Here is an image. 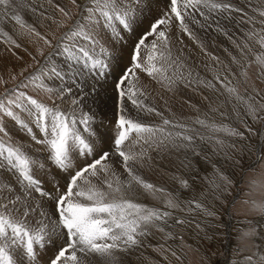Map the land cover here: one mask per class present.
Masks as SVG:
<instances>
[{"label":"snow or ice","instance_id":"obj_1","mask_svg":"<svg viewBox=\"0 0 264 264\" xmlns=\"http://www.w3.org/2000/svg\"><path fill=\"white\" fill-rule=\"evenodd\" d=\"M70 2L79 10V17L53 43L22 18L19 9L24 5L20 0H0V24L13 20L20 28L27 29L28 34H34L53 48L44 57V63L24 77V82L0 95V170L14 177L0 182V264H42V256L48 249L55 251L43 264H94L96 259L101 264H116L117 252L139 246L151 228L163 232L171 216L167 210L138 202L132 194L135 186L152 195L166 192L140 174V168L151 159L150 150L170 146L190 150L193 157L201 156L197 140H204V136L194 125L207 128L213 136L223 134L245 139L244 132L211 122L207 116H197L189 124L166 118L154 105L145 103L146 86L140 82V73H146L167 92H173L180 84L187 87L192 83L215 88L212 81L194 75L187 66L183 49L175 48L171 35L174 25L202 52L219 62L189 26L190 23L206 26L197 15L205 22L216 23L217 31H223L237 49L238 55H229L240 71L236 83L230 78L231 69H225V74L217 71L214 78L224 85L229 97L244 105L246 115L253 120L264 119L261 114L264 103L242 96L238 91L240 77L247 81V69L252 63L264 74V3L261 0H256L255 6L252 0H246L251 15L231 0H167L162 13L138 35L131 49L130 65L115 77V120L110 139L94 127L98 121L102 123L106 114L100 95L103 85L118 67L108 42L126 44L125 35L136 32L152 5L150 0ZM57 7L65 18L72 20L70 10ZM233 12L242 14L239 23L250 25L249 29H242L244 34L239 42L219 26L220 19L231 21ZM57 26L63 28L64 22L57 21ZM0 37L16 48L21 47L2 27ZM40 54L44 55L42 51ZM249 56L253 59L249 60ZM29 88L48 93L50 98L54 97L53 103L46 104L21 90ZM65 104L67 107H62ZM141 113L155 114L161 123L150 124L141 118ZM5 118L14 121L41 148L30 151L23 143L14 141L4 124ZM216 143L224 146L219 136ZM202 159L211 163L206 155ZM185 167L190 168L191 163ZM212 168L213 188L220 187L217 178L223 184L231 183L215 164ZM41 173H51L53 178L46 180ZM59 174H63V186L56 179ZM179 183L185 190L191 188L187 179L181 178ZM49 203L51 210L46 211ZM163 203L165 208L180 206L172 193L167 194ZM184 203L189 211L195 208L207 216L215 215L195 197ZM257 207L264 212V203ZM185 222L176 220L177 224ZM256 234L244 230L239 240ZM245 259L255 264L252 256ZM259 260L264 262V256Z\"/></svg>","mask_w":264,"mask_h":264},{"label":"rangeland","instance_id":"obj_2","mask_svg":"<svg viewBox=\"0 0 264 264\" xmlns=\"http://www.w3.org/2000/svg\"><path fill=\"white\" fill-rule=\"evenodd\" d=\"M231 2L236 7L243 8L245 12H249L250 15L252 14L246 0H231ZM252 3L253 6H255L256 0H252ZM261 3H264V0H261ZM166 4L167 0L164 5ZM57 6L65 7L67 10H70L72 20L65 18ZM56 8L57 11L55 14L47 15V13H45L40 16L42 18L41 20L35 19L36 17L28 18L22 8L19 9V13L28 24L33 25L38 32L47 36L49 39H52L53 43H55L67 28L71 26L72 21L79 17V10L75 5L71 4L70 0H59ZM231 16V21L220 19L219 26L222 29L228 30L233 39H236L237 42H239V39L242 38L244 34L242 29L247 30L250 25L239 23L242 16L241 13L233 12L231 13ZM146 17H149L150 19L156 18L150 13L147 14ZM196 18H200L199 20L201 23L206 26L200 27L199 25L190 23L189 26L191 30L202 34L199 40L203 44L205 43L204 47H207L208 40H214V42L217 41V44L220 45H218L219 53L211 54L218 57L219 62L213 60L214 63H202V69L194 67V65H197L195 63H192L193 65L188 63L190 61H187L186 63L187 66L193 70L194 74H199V77L203 80L212 81L214 84L216 83L215 88H208L204 86V84H191L188 87L189 89L186 90L187 92L191 90V95H189L188 100H186L190 105V109H182L180 104H178L180 111L173 112L172 110V115L165 113L155 99H153V94H150V96L148 95L147 100L150 101L157 110L163 113L166 118L169 117V119L176 120L180 118L178 121L191 124L196 116H199L200 118H205L207 116L211 122L227 124L230 127H234L237 130L244 132L245 139H240L235 136L228 137L223 134H216V136H213L209 133L207 128H201L200 126L194 125L199 134L204 136V140H197L198 148L201 150V156L193 157L190 150L186 153L184 149H174L170 146L160 148L161 151L160 149H157V151L154 149L149 151L148 155L150 157L152 155L155 156L158 153L159 156H155L156 158L146 161L143 166H157L161 169L158 173H161L162 175V179L159 183L154 181L149 182L158 188L166 190V192L163 194L156 193V195H152L142 189L145 194L141 192V195L138 194L133 196L138 202L149 207L169 211L171 216L168 219V224L164 225L165 230L163 232L158 228H151L149 234L142 238L140 245L145 249H151V255L147 256L146 262L144 263L142 261V264H249L245 259L248 256L253 257L255 264H264V262L259 260L260 256H264V212L257 207V205L264 203V158H262L264 157V119L253 120L251 116L246 115L244 105L235 101L232 97H229L225 92V88H223L224 85L215 80L214 77L217 71L225 74V69H231L230 78L233 79V83H236V76L239 74L240 70L232 63L229 53L232 55H238L237 49L232 41L223 34V31H214V29L217 30V25L214 21L210 20V22H205L199 16ZM57 21H63L64 27H58ZM4 23L1 24L0 27L8 32V34L17 42L19 41L18 43L21 47L16 48L14 45L6 43L3 37H0L4 40L3 44L6 43L2 45L0 50V95H3L6 89H14L17 85L24 82V77L33 73L43 64L44 57L53 52V48L45 44L42 39L34 34H28L27 29L20 28L18 25L20 33H24V35L18 36L9 29V25L7 26L6 24L7 21ZM142 26L145 27L143 31L148 28V22L146 19H144L141 24V27ZM257 27H259V25H257ZM174 28L177 27L174 25L172 30ZM143 31H141V29L136 30L134 36L139 35ZM217 37H219V39ZM174 46L178 49L176 45ZM41 51L44 55L40 54ZM257 51H259L258 48ZM126 54L128 57H126V59L123 58L121 62L125 64L124 62H127L128 60L127 66L121 64V62H119V64L118 60H116V64L120 65L122 69L130 65L131 50H129L128 53L126 52ZM25 55L27 58H25ZM252 59L253 57L249 56V60ZM195 61L198 62V59ZM13 62L20 63L22 68L19 66L20 68L15 71L12 66ZM210 73H214L213 76L210 75ZM118 75H120V71L103 85V90L100 95L106 105L104 109L106 114L103 118L104 121H102V123L98 121L94 126L109 139L113 134V122L115 120V94L113 92V84L115 77ZM139 75L140 82L147 79L152 80V78L146 76V73H140ZM225 83H227V81H225ZM21 90L27 91L29 95L35 97L39 101H45L44 103L46 104L51 105L53 103L54 97L50 98V95L44 91H37L33 88ZM238 91L242 96L252 97L258 103H264V74L260 73L255 63H252L247 69L246 82L243 77H240ZM193 98L200 102L201 105L197 101L193 102ZM66 105L67 104L62 105V107H67ZM89 106H91V101H89ZM129 107L131 108L130 104ZM175 113L178 115L181 114L180 117H178V115L175 116ZM192 114L194 115L192 116ZM261 114L264 115V113ZM157 117L158 116L143 115V113H141V118L146 122L148 120V123L150 124H160L161 118ZM4 124L14 141L23 143L30 151H36L41 148V146L35 145L20 129L19 131H21V133L17 130H12L11 128L16 124L11 119L5 118ZM247 128H251L252 131H247ZM17 135L24 137L25 140L22 141ZM217 136L224 140L223 147L216 143ZM256 147L258 148V151H256ZM172 155L174 161L172 164H168V159L171 158L172 160ZM205 155L209 158L211 163H206L202 159ZM257 161V171H252ZM81 163L83 162L81 161ZM189 163H191V167L186 168L185 165ZM212 164H215L221 172L231 180L230 184H223L217 178L216 183L219 184L220 187L217 189L211 186L210 180L213 178ZM2 174L9 173L0 170L1 181H3L1 177ZM40 175L42 178L49 181L53 178L51 173H41ZM177 176L178 182H175L174 178ZM193 177H195V179H193ZM205 177H207V179ZM143 178L144 180L148 179L146 177ZM181 178L187 179L191 188L188 190L181 188L179 183ZM56 179H58L61 186H63L65 182L63 174L57 175ZM168 193H172L178 198V201L180 202L179 207L165 208L163 199ZM192 197L199 200L206 208L213 211L215 215L207 216L203 211L195 208H193L192 211H189L187 206L184 205V202ZM46 209V211L51 210L50 203ZM177 219H183L186 222L184 224H177ZM197 225H199V227H197ZM257 225L259 226L258 230ZM244 230L253 231L257 234L251 238L240 241L239 234ZM169 232L172 233L171 236L167 235ZM146 241H152V245L150 247L147 246ZM133 249L134 248L127 252H117L116 254L122 256H126L125 254L134 256L135 252ZM50 252L51 249H48L46 254L42 256V264L43 262H46L44 259L47 258L46 256L50 255ZM173 253H175V255H173ZM97 260L99 259H96L95 261L97 262Z\"/></svg>","mask_w":264,"mask_h":264},{"label":"bare ground","instance_id":"obj_3","mask_svg":"<svg viewBox=\"0 0 264 264\" xmlns=\"http://www.w3.org/2000/svg\"><path fill=\"white\" fill-rule=\"evenodd\" d=\"M21 3H23L24 7H22V9H24V13L26 16H28V18H32V17H36L35 19L37 20H41L42 18L40 17L41 15L47 13V15L49 14H55L56 11H57V8H56V5L58 3L59 0H51V3H49V0H20ZM165 1L166 0H152L150 1L152 7H151V12L150 14H152L153 16L155 17H158L161 13H162V8L164 7V4H165ZM65 2V1H64ZM66 3V2H65ZM63 5V4H62ZM53 17V15H52ZM51 17V18H52ZM198 17V16H197ZM237 17V16H236ZM24 19V18H23ZM46 19V18H45ZM49 19V18H48ZM144 19L147 20L148 22V25L150 24V22L154 19H150L149 17H145ZM198 19V18H197ZM200 19V18H199ZM224 20V19H223ZM234 20V19H233ZM7 21V26L9 25V29H11L16 35H18L17 33L19 32L20 33V30L18 28V25H16L14 23L13 20H6ZM5 21V22H6ZM35 21V20H34ZM39 22V21H37ZM210 22V21H208ZM32 23V22H31ZM212 23V22H211ZM5 24V23H4ZM1 25V24H0ZM215 25V24H214ZM145 27L140 25V27L138 29H141V31H143ZM137 29V30H138ZM146 30V29H145ZM173 32H171V35L173 36V44L176 45L178 47V49H183V55L184 57L186 58V62L187 61H190L188 63H195L197 65H194V67H196L197 69H202V63H208V62H211V63H214V61L211 59L210 56L206 55L204 52L201 51L200 47L194 42L192 41L191 39H189V37L186 35V34H183L180 32L179 29L177 28H174L172 30ZM214 31H217L214 29ZM194 32V31H193ZM200 32V31H199ZM206 32V31H204ZM195 35L197 36L198 40L200 38V36L202 34L200 33H196L194 32ZM209 35V34H208ZM19 36V35H18ZM210 36V35H209ZM31 37V36H30ZM135 37H138V35L134 36V33L132 35H125V38H126V41L127 43L126 44H119V43H111L110 41L108 42L109 44V47H111V49L113 50V55L115 57H117V60H118V63L121 62V60L123 58L126 59V52L128 53L129 50H131L133 44H134V41L137 39ZM213 37V36H212ZM18 38V37H17ZM16 38V39H17ZM219 39V37H217ZM222 38V37H221ZM225 38V36H224ZM210 39V38H209ZM214 39V38H213ZM217 40V39H216ZM3 39L0 38V50L2 48V45L6 44L4 43L3 44ZM182 41V43H181ZM19 42V41H18ZM205 42V41H204ZM25 44V42H24ZM34 44V43H33ZM221 44V43H220ZM226 44V43H225ZM112 45V46H110ZM205 45V43L203 44ZM218 45L217 44V41L214 42V40H208V44H207V47H205V49L207 50L208 53H219V49H218ZM220 46V45H219ZM34 47V46H33ZM8 48V47H7ZM220 48V47H219ZM37 49V48H36ZM39 49V47H38ZM5 50V49H4ZM22 52V51H21ZM33 54V53H32ZM35 56V55H34ZM130 56V54H129ZM25 58H27V56L25 55ZM129 59V58H128ZM131 59V58H130ZM198 59V62H196L195 60ZM28 61V60H27ZM128 62V60H127ZM126 61L124 62L125 64H123L121 62V64L123 65H126L127 66V63ZM44 63V62H43ZM115 63H117L115 61ZM120 64V63H119ZM193 65V64H192ZM13 66V69H15V71L17 69H19L20 67L22 68V66L20 65V63H17V62H13L12 64ZM20 66V67H19ZM41 66V65H40ZM39 66V67H40ZM207 66V65H206ZM38 67V68H39ZM121 67L120 65H118V67L114 68L113 69V76L115 74H117L119 71H121ZM206 70V69H205ZM14 71V70H13ZM201 73V72H200ZM207 74V73H206ZM204 74V75H206ZM214 74V73H213ZM213 74L210 73V75L213 76ZM223 74V73H222ZM195 75V74H194ZM201 75V74H200ZM209 75V74H208ZM147 76V74H146ZM144 77V76H143ZM231 77V76H230ZM233 77V76H232ZM205 78V77H204ZM143 79V78H142ZM214 80V79H212ZM233 80V79H232ZM142 85L146 86L144 91L147 93V98H148V95L150 96V94H153V99H155V101L160 105V107L165 111L166 114H169V115H172L171 112L173 110V112H178V110L180 111V107L183 108H188L190 109V105L187 103L186 100H188L189 98V95H191V90L190 91H186L188 90L189 86H184V84H180L173 92H167L165 91L163 88H161L155 81L153 80H150V79H147V80H144L141 82ZM214 83V82H213ZM108 84V83H107ZM106 84V85H107ZM110 84V83H109ZM216 84V83H215ZM192 85H196L195 83H192ZM222 86V85H221ZM220 87V86H219ZM223 87V86H222ZM221 88V87H220ZM224 88V87H223ZM199 90V89H198ZM193 91V90H192ZM151 92V93H150ZM200 92V91H199ZM198 93V92H197ZM196 94V93H195ZM225 94V93H224ZM219 95V94H218ZM106 96V95H105ZM217 97V96H216ZM220 98V97H219ZM222 98V97H221ZM158 99V100H156ZM193 102L197 101L196 99H192ZM199 100V99H198ZM211 100V99H210ZM198 102V101H197ZM114 103V102H113ZM145 103L146 104H149V105H152V103L150 101H148L147 99L145 100ZM200 105L201 103L198 102ZM203 103V102H202ZM228 103V102H227ZM178 104H180V107L178 106ZM198 104V105H199ZM221 105V104H220ZM67 106V105H66ZM204 106V105H203ZM213 106V105H212ZM229 106V105H228ZM108 107V106H107ZM210 108V107H209ZM213 108V107H212ZM203 109V108H202ZM204 110V109H203ZM217 110V109H216ZM190 111V110H189ZM209 111V110H207ZM107 112V111H106ZM192 112V111H191ZM211 112V111H210ZM110 113V112H109ZM193 113V112H192ZM208 113V112H206ZM163 114V113H162ZM228 114V113H227ZM111 115V114H110ZM144 115V114H143ZM152 116H155L154 114H151ZM178 114L175 113V116H177ZM181 115V114H180ZM180 115H178V117H180ZM194 114H192L193 116ZM210 115V114H209ZM164 116V115H163ZM212 116V114H211ZM113 117V116H112ZM156 117V116H155ZM186 117V116H185ZM197 117V116H196ZM143 118V117H142ZM145 118V117H144ZM147 118V117H146ZM153 118V117H152ZM158 118V117H157ZM169 118V117H168ZM195 118V116H194ZM209 118V117H208ZM180 119V118H179ZM178 119V120H179ZM188 119V118H187ZM106 120V119H105ZM111 120V119H110ZM194 120V119H193ZM210 120V119H209ZM104 121V120H103ZM151 121V120H150ZM156 121V120H155ZM188 121V120H187ZM148 122V120H147ZM110 123V122H109ZM112 123V122H111ZM114 123V122H113ZM12 130H17L18 132L21 133V131H19V128L17 125H14L13 128H11ZM19 136V135H17ZM19 138L24 141L25 138L22 137V136H19ZM27 143V142H26ZM153 150V149H152ZM154 150L157 151V149L154 148ZM161 151V149H160ZM159 152V151H158ZM181 152V151H180ZM188 153V152H186ZM182 154V153H181ZM185 154V153H184ZM205 154V153H204ZM211 154V153H210ZM156 157L159 156V153L155 155ZM155 156H151V159H154L156 158ZM189 156V155H188ZM211 156V155H210ZM185 157V156H184ZM161 158V157H160ZM163 158V157H162ZM150 159V160H151ZM174 161V157L172 155V160L171 158L168 159V164H172ZM219 163V162H218ZM162 164V163H161ZM176 165V164H175ZM162 166V165H161ZM160 166V167H161ZM174 166V164H173ZM172 166V167H173ZM156 170V171H155ZM161 170L159 169L157 166H153V165H146V166H143L140 168V174L142 175V177H146L148 178L146 181L149 182V181H154L156 183H159L162 179V175L161 173H158V171ZM2 179L3 181L0 180V182H6V181H10V180H14V177H12L11 175L9 174H2ZM175 179V182H178V176L174 178ZM174 183V182H173ZM175 184V183H174ZM141 192H143L145 194V192L142 190V188H140L139 186H135L134 189H133V195L136 196L138 194L141 195ZM185 205V204H184ZM47 210V209H46ZM177 212V211H176ZM178 215V214H177ZM193 219V218H192ZM260 223V222H259ZM153 241V240H152ZM152 241H146V245L147 246H151L152 245ZM259 242V241H258ZM262 242V241H261ZM145 245V246H146ZM202 246V245H201ZM200 246V248H201ZM197 247V246H196ZM55 251V249H51V252H50V255L53 254V252ZM133 251L135 252V255L134 256H131V255H127L125 254L126 256H122V255H119V254H116L118 259L116 261V264H142V261L145 263L146 260H147V256L151 255L150 254V251L151 249H145L143 248L141 245L135 247L133 249ZM48 255V256H50ZM184 255V254H183ZM46 256V257H48ZM185 258V257H184ZM45 261L47 260L44 259ZM164 260V259H163ZM94 264H101L100 260H97L94 261Z\"/></svg>","mask_w":264,"mask_h":264}]
</instances>
